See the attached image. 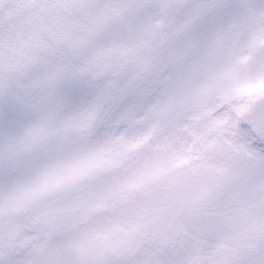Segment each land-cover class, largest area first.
<instances>
[{"label":"snow or ice","instance_id":"6c2138e0","mask_svg":"<svg viewBox=\"0 0 264 264\" xmlns=\"http://www.w3.org/2000/svg\"><path fill=\"white\" fill-rule=\"evenodd\" d=\"M56 2L0 43V264H264V0Z\"/></svg>","mask_w":264,"mask_h":264},{"label":"rangeland","instance_id":"374dc122","mask_svg":"<svg viewBox=\"0 0 264 264\" xmlns=\"http://www.w3.org/2000/svg\"><path fill=\"white\" fill-rule=\"evenodd\" d=\"M65 11L56 0H13L0 13V43L13 58L30 55L39 42L61 47L55 45L54 35L55 39L60 38ZM204 130L209 135L214 132L211 128ZM177 246H180L179 242Z\"/></svg>","mask_w":264,"mask_h":264},{"label":"water","instance_id":"95a60500","mask_svg":"<svg viewBox=\"0 0 264 264\" xmlns=\"http://www.w3.org/2000/svg\"><path fill=\"white\" fill-rule=\"evenodd\" d=\"M11 0H0V12L10 3Z\"/></svg>","mask_w":264,"mask_h":264}]
</instances>
